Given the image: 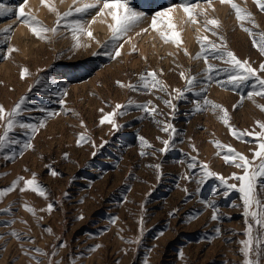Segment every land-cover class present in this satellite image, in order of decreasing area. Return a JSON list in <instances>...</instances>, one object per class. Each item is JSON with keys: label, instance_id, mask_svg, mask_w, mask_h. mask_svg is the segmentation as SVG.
I'll use <instances>...</instances> for the list:
<instances>
[{"label": "rangeland", "instance_id": "374dc122", "mask_svg": "<svg viewBox=\"0 0 264 264\" xmlns=\"http://www.w3.org/2000/svg\"><path fill=\"white\" fill-rule=\"evenodd\" d=\"M243 1L234 2L252 14L251 20L243 21L244 27L252 29L251 34L243 30L229 4L198 15L204 28L205 19L217 17L220 24L209 25L202 33L192 24L198 34L192 29L189 41L185 38L186 24L176 29L182 42H174L172 47L157 36H153V45L148 39L149 47H143L140 36L134 40V28L112 40V31L91 29L88 22L97 10L64 18L55 33H44L47 39L36 36L13 12L0 16V105L11 111L24 98L18 120L37 125L35 133L16 127L10 135L20 144L0 150V189L19 177L30 179L35 174L46 192L40 196L30 189L20 191L25 187L21 181L16 190L0 197V264H244L241 241L248 238L249 223L254 225L251 258L264 264V243L255 240L259 235L264 241V229L255 225L254 218L244 216L242 194L233 189L224 196V186L214 177L204 178L202 168L207 164L209 170L226 178L243 174V169L224 161L227 147L218 148L215 141L250 160L258 148L255 137L238 139L231 132V127L261 131L256 121L264 122V110L259 107L264 105V96H247L258 91L253 87L255 78L239 87L228 84L227 73L222 70H231V65L209 54L208 64L221 71L213 72L208 80L203 57L194 58L201 51L199 38L206 35L259 69L264 53L253 40L259 43L264 33V11L256 0ZM22 2L15 0L12 9L17 11ZM56 2L48 0L44 6L40 2V10L27 5L25 11L44 26L57 27V13L74 10L79 3L65 6ZM5 3L7 0H0V4ZM170 3L164 2L159 10ZM51 4L57 11L50 10ZM128 4L146 15L156 12L148 11L144 0H128ZM72 16L85 21L93 37L77 32V40L72 34ZM9 26L11 32H4ZM121 44L124 47L117 57L114 53ZM25 68L28 74L22 76ZM150 71L157 73L167 93L143 88L141 77ZM181 72L187 78L195 75L197 80L185 98L175 99L174 90L183 91L187 86ZM258 74L264 78V72ZM167 99L176 105L175 110L164 103ZM204 99L222 109L204 105ZM149 101V106L157 109L152 115L136 107ZM196 101L201 102V111L195 110ZM117 104L126 106L116 110L114 119L119 128L101 124ZM223 109H227L231 127L220 118ZM5 123L0 121V135ZM167 123L175 127L176 134L172 135L170 150L162 153V141L171 135L162 130ZM80 134L86 140L78 144ZM141 136L151 147L142 145ZM25 143L33 147L24 149ZM13 153L12 159L6 158ZM191 163L198 166L190 168ZM51 170L58 175H51ZM229 183L239 184L235 179ZM255 194L264 208V178H259ZM49 203L54 206L51 211L47 210ZM25 204L36 210L35 215ZM252 210L259 209L253 205ZM214 213L219 219H212ZM13 230L18 237L11 234Z\"/></svg>", "mask_w": 264, "mask_h": 264}, {"label": "snow or ice", "instance_id": "6c2138e0", "mask_svg": "<svg viewBox=\"0 0 264 264\" xmlns=\"http://www.w3.org/2000/svg\"><path fill=\"white\" fill-rule=\"evenodd\" d=\"M42 3L48 4V0H41ZM78 0H73V3L76 4ZM28 0H23V2L19 5L18 12L12 8H5L4 5L0 4V16L5 15L6 13L13 12L18 16V18H22V22L28 24L31 28V31L38 37L47 39V37L44 35V33H47L49 31L55 33L57 31V28L60 25V21L64 18L70 16L73 14V11L75 13H88L90 10H97L96 15L92 17V20L89 21V25L96 22V17L103 16L105 14L109 15L111 17L112 23L108 25V27L112 31V40H118L121 36L126 35L130 31L133 30L143 19L145 16V13L136 11L133 8L128 6V0H80L81 6L75 7L74 10H69L68 12L63 13L62 15L58 14V20H57V27L48 28L47 26H44L41 21L37 19L35 15H33L31 12L25 11V6L27 5ZM206 3L209 7H212L213 0H206ZM221 3L230 4L232 9L235 10L237 19L241 21V27L244 31L249 32L251 34L252 29L248 27H244L243 21L245 20H251L252 14L250 12H247L246 10L242 9L237 3L234 2V0H221ZM256 3L259 6V9L261 11H264V0H256ZM50 10L57 11V9L49 5ZM199 9V11H197ZM177 10H182L187 17V20L185 22H191L192 24H197V16L198 15H206L207 10L201 7L200 0H196L195 3L192 2V0H181L180 3L175 4L169 8H166L163 12H158L155 17H153L151 22V28L154 30L159 29V21L161 19H166V29L167 31H161V36L165 40V42L168 41H174L177 45H179L181 41V33L177 31V25L173 22V15ZM253 24L255 23L252 21ZM220 24V21L217 19H206L205 20V28L208 29V26H216L218 27ZM11 26L4 29V32H11ZM212 30V29H209ZM143 31H147V29H143ZM81 32L85 33L89 37H93V33L91 30H89L88 27L85 26V24L80 21L76 20L74 21L72 25V34L74 37H76V33ZM139 35V33H137ZM215 34V33H214ZM78 40V37H76ZM200 47L201 51L196 54L194 57L195 59H200L203 57L205 63L207 64L206 72L208 73L207 79H212V73L221 71L217 69L214 65L208 64V55L211 54L213 58L216 59H223L224 63L231 65V70L229 69H223L222 71L227 73V83L231 84L233 86L239 87L241 84L246 83L247 81L251 80L252 78H255V83L253 84L254 88L258 87V91L256 92H249L247 94L248 98H252L253 95L257 96H264V78H261V76L258 74L259 72H264V63H262L259 66V69L253 68L250 66L249 62L244 60H240L237 58L234 52L229 51L226 49V46L221 44L220 46H217L215 43L211 42L207 36L200 37ZM222 39V38H221ZM254 46L258 47L259 50L264 53V33L260 34V42L257 43V41L253 40ZM123 45H119V47L115 50L114 55L120 56V48H122ZM15 49H9V52L13 51ZM135 50V49H133ZM185 53L187 54V50L185 49ZM108 55H113V53H107ZM226 57V59H224ZM28 74V69L25 68L22 72V76H26ZM181 77L186 78L187 80V86L182 91L180 89H175L176 92L175 99H183L185 98V92L191 91L197 77L195 75L191 76L190 78L185 77V73H180ZM141 80L143 81V88L147 89L149 91L153 89H157L159 91L167 93V86L160 80L157 79V73L155 71L147 72L145 75L141 77ZM120 86L124 87L125 85L122 82H118ZM129 88L136 89V85L128 84L126 85ZM171 95L170 93H168ZM25 100L22 98L11 111H8L4 108L3 105H0V121H6V123L3 125L4 131L3 134L0 135V150H3L5 148L10 147L11 145H18L20 144L19 140L13 139L11 137V133L14 131L16 127H19L21 129H31L33 133L37 131V125L29 124V123H22L18 120V117L21 115ZM63 103V101H61ZM131 103V102H130ZM164 103L168 105L170 108L175 110L176 105L173 104L171 99L164 100ZM204 105H211L213 109H222V106L219 104H215L212 101H209L207 99H204L203 101ZM151 105V101L143 104V105H136V107L142 108L145 113H148L149 115H152L156 113L157 109L155 106H149ZM126 107L125 105L117 104L115 106V109L113 112L108 113L105 115L100 123L104 124L105 122L112 124L114 127L119 128V125L115 122V116L117 115V111L119 109H122ZM259 107L264 110V105H259ZM196 111H201V102L196 101ZM102 111V110H101ZM58 113H50V115H57ZM123 114V113H120ZM222 121L226 125H230V117L228 115L227 109H223V115L220 117ZM158 123H160L158 121ZM256 124L259 126L261 131L259 132H252V131H244V130H238L235 127H231L232 135L236 138H242L244 136L248 137H255L256 141L258 142V148L254 150V154L252 159L250 160L248 156H245L242 153L237 152L234 148L231 146H225L221 144L219 141H215L218 148H225L227 147V153L224 155V161L228 164H234L237 168L243 169V174L237 175L233 173L230 177L226 178L222 174L216 173L214 171H211L208 169V165L205 164L202 166L203 168V177L204 178H216L220 181V184L224 186L226 189L223 192L224 196L229 195L230 190H237L239 193L242 194L243 199V206H244V216L245 217H252L254 218L255 225L258 226L259 229H264V208L261 207V202L259 199H257L255 190L257 187V182L259 178H264V122L262 121H256ZM42 126V125H41ZM164 132H170V139L169 140H163L162 143L164 144V147L159 149L162 153H167L170 150V143L172 139V135L176 134V129L171 123H167L162 128ZM140 141L142 145H147L148 147H151V145L148 143V141L141 136ZM86 140L85 136L83 134H80V138L78 140V144L82 143ZM33 147L31 143H25L23 145L24 149H28ZM22 154V153H21ZM145 153L141 152V155H144ZM15 153H13L12 156H7V159H12L14 157ZM67 156V154H65ZM95 155V152L93 153ZM195 159V158H193ZM259 161V163H254L255 161ZM198 165L196 163H191L189 165L190 168H196ZM155 167L159 168V165H156ZM51 175L56 176L58 173L55 170H51ZM230 179H235L239 182L237 183H229ZM23 181L25 187L20 188V191H27L31 190L33 192H37L40 196H45L46 192L45 189L39 185L35 178V174H33V177L30 179H25L24 177H19L16 181H14L9 187L0 189V197L5 196L7 193H10L17 189L20 182ZM201 182H203L201 180ZM185 191H187L185 189ZM253 205H256L259 210L253 211ZM24 207L27 211L33 213L35 215L36 210L31 207L28 204H25ZM53 204L49 203L47 205V210L51 211L53 209ZM10 210V209H9ZM83 217H81L82 219ZM42 219V218H41ZM213 220L219 219V217L214 213L212 216ZM14 223V221H13ZM253 227L254 225L249 223L247 225V236L248 238L244 241H241L243 244V253L245 254V261L244 264H258L257 261H254L251 258V255L254 251V237H253ZM48 232H51L52 230L50 228L47 229ZM217 232H219V229H217ZM13 236H19V234L13 230L11 233ZM0 239H3V236L0 235ZM255 240L257 243H264V241L260 240L259 235L255 237ZM136 242V241H132ZM99 247V246H97ZM36 252H41V249H35ZM55 253H53L54 255Z\"/></svg>", "mask_w": 264, "mask_h": 264}, {"label": "bare ground", "instance_id": "6f19581e", "mask_svg": "<svg viewBox=\"0 0 264 264\" xmlns=\"http://www.w3.org/2000/svg\"><path fill=\"white\" fill-rule=\"evenodd\" d=\"M18 1V0H17ZM40 0H28V4L27 5H29V6H33V7H36V10H37V8L39 9H41V6H40V2H39ZM52 1V0H51ZM58 1H61L62 3H60V4H64L65 6H67L69 3H72L73 2V0H57V2ZM172 1V3H170V4H168L165 8H163V9H160L159 10V6H161L164 2L165 3H167V2H171ZM195 1V0H194ZM234 1H236V0H234ZM245 1V0H244ZM244 1H243V3H244ZM253 1V0H252ZM255 1V0H254ZM14 2H15V0H7V4L5 5V8H12V7H14ZM20 2V1H19ZM57 2L55 3L56 5H57ZM181 2V0H144V4H145V6H146V8L148 9V11H149V9L150 10H152V12H154V11H156L154 14L152 13H150L149 15H146V13H145V16H144V19L142 20V22L141 23H139L135 28H134V32L136 33V34H133V37H134V40H136L139 36H140V39L142 40V44H143V47L145 46V45H147V43H146V41L149 39H151V42L152 41H154V39H153V36H157V37H160L163 41H165L164 39H163V37L161 36V31H167V29H166V23H167V21H166V19H161L160 21H159V29L158 30H154V29H152L151 28V22H152V19H153V17H155L156 16V14L158 13V12H163L166 8H169V7H171V6H173V5H175V4H178V3H180ZM196 2V1H195ZM194 2V3H195ZM241 2V1H240ZM247 2V1H246ZM79 3V6H81V3H80V0H78V2L76 3V4H78ZM238 3H239V1H238ZM237 3V4H238ZM16 4V3H15ZM18 4V3H17ZM43 4V6H44V3H42ZM41 4V5H42ZM131 4V3H130ZM200 4H201V7H203L204 9H210V11H211V9L212 8H220V7H227L229 4H226V3H221V0H213V5H212V7H209L208 5H207V3H206V1L205 0H200ZM241 4V3H240ZM253 4V3H252ZM26 5V6H27ZM52 5V4H51ZM137 5V4H136ZM142 5V4H141ZM249 5V4H248ZM47 6V5H46ZM45 6V7H46ZM61 6V5H60ZM128 6H129V4H128ZM139 6V5H138ZM73 7V6H72ZM130 7V6H129ZM249 7V6H248ZM17 8V7H16ZM28 8H30V7H28ZM47 8V7H46ZM18 9V8H17ZM33 9V8H32ZM39 9V10H40ZM134 10H136V11H140V10H137L138 8H133ZM244 9V8H243ZM71 10V9H70ZM159 10V11H158ZM226 10V9H225ZM228 10V9H227ZM233 10V9H232ZM249 10H250V8H249ZM35 11V10H34ZM33 11V12H34ZM93 11V10H92ZM96 11V10H95ZM142 11V10H141ZM140 11V12H141ZM147 11V12H148ZM209 11V10H208ZM222 11H224L223 9H222ZM234 11V10H233ZM17 12H18V10H17ZM145 12V11H144ZM143 12V13H144ZM228 12H229V10H228ZM9 13H11V12H9ZM8 13V14H9ZM44 13V12H43ZM73 13H75V12H73ZM149 13V12H148ZM219 13V12H218ZM224 13V12H223ZM78 14V13H77ZM76 14V15H77ZM84 14V13H83ZM89 14V13H88ZM230 14V13H229ZM228 14V15H229ZM11 15V14H10ZM75 15V14H74ZM81 15V14H80ZM96 14H92V16L91 17H93V16H95ZM219 15V14H218ZM223 15V14H222ZM221 15V16H222ZM225 15V14H224ZM45 16V15H44ZM86 16V18H87V15H85ZM84 16V17H85ZM17 17V16H16ZM16 17H15V19H16ZM71 17V16H70ZM73 17V16H72ZM75 17V16H74ZM73 17V18H74ZM79 17V16H78ZM88 17H90V15L88 16ZM90 17V18H91ZM77 18V17H76ZM89 18V19H90ZM211 18V17H210ZM212 18H214V17H212ZM217 18V17H216ZM215 18V19H216ZM75 19V18H74ZM218 19V18H217ZM79 20V19H78ZM187 20V17H186V14L182 11V10H177L175 13H174V15H173V22L177 25V29L179 28V27H181L183 24L185 25L186 24V29H187V32L185 33V35H186V39L189 41V39L191 38V36H192V33H193V28H192V23L191 22H185ZM197 20H198V23L197 24H194V26H195V28L197 29V31L199 32V33H202V31L204 32L205 31V29L206 28H204L201 24H200V20H199V18H198V16H197ZM203 19H201V23L202 22H204V21H202ZM206 20V19H205ZM12 21V20H11ZM13 21L14 22H16V20H14L13 19ZM12 21V22H13ZM73 21H76V19L75 20H73ZM83 21V20H82ZM13 22V23H14ZM19 22H21V21H19ZM150 22V23H149ZM11 23V22H10ZM18 23V22H17ZM24 23V22H23ZM84 23H85V21H84ZM110 23H112V20H111V17L109 16V15H107V14H105V15H103V16H98V17H96V22L95 23H92L91 24V29H92V27H94V29L96 28V30H98V29H101L100 30V32L103 30V31H105V33H110V31H111V29L108 27V25L110 24ZM16 24V23H15ZM19 24H21V23H19ZM27 25V24H26ZM19 26V25H18ZM22 27H24V24H22L21 25ZM21 26H20V28H21ZM28 26V25H27ZM27 26H25V28L27 27ZM30 27V26H29ZM184 27V26H183ZM88 28H89V26H88ZM22 29V28H21ZM31 29V28H30ZM143 29H147V31H143ZM185 29V30H186ZM193 29V30H192ZM17 30V29H16ZM18 30L20 31V29L18 28ZM23 30V29H22ZM27 29H25V31H26ZM180 32V31H179ZM194 32H195V30H194ZM16 33H17V31H16ZM20 33V32H19ZM21 33H23V31L21 32ZM97 33H99V32H97ZM96 33V34H97ZM102 33V32H101ZM137 33H139V35L137 34ZM195 33H197V32H195ZM194 33V34H195ZM206 33V32H205ZM209 33V32H208ZM25 34V33H24ZM111 34V33H110ZM110 34H109V36H110ZM198 34V33H197ZM107 35V34H106ZM204 35V34H203ZM208 35V34H207ZM105 36V35H104ZM194 36V35H193ZM196 36V35H195ZM206 36V35H205ZM197 38V37H196ZM127 39V38H126ZM130 39V38H129ZM181 39H182V37H181ZM128 40V39H127ZM193 41V40H192ZM191 40H190V45H192L193 43H191L192 42ZM125 42H126V40H125ZM128 43V42H127ZM168 44H170L169 46L170 47H172V44L174 43V41H168L167 42ZM152 45H153V42L151 43ZM158 44V43H157ZM166 44V43H165ZM196 44V43H195ZM123 45V44H122ZM128 45V44H127ZM126 45V46H127ZM149 45V44H148ZM147 45V46H148ZM151 45V46H152ZM175 45V44H174ZM173 45V46H174ZM185 45H187V44H185ZM124 47V46H123ZM149 47V46H148ZM147 47V48H148ZM153 47V46H152ZM155 47V46H154ZM156 47H157V45H156ZM175 47V46H174ZM190 47V46H189ZM192 47V46H191ZM166 48H167V46H166ZM169 48V47H168ZM142 49V48H141ZM172 49V48H171ZM174 49V48H173ZM188 49V48H187ZM191 49V48H190ZM143 50H145V48H143ZM107 54V53H106ZM62 80V79H61ZM62 82V81H61ZM217 191V190H216ZM215 192V191H214Z\"/></svg>", "mask_w": 264, "mask_h": 264}]
</instances>
